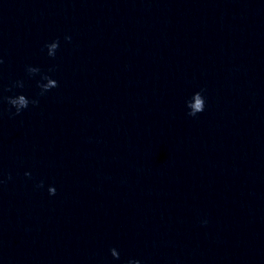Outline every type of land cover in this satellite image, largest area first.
Wrapping results in <instances>:
<instances>
[{"label":"clouds","instance_id":"clouds-1","mask_svg":"<svg viewBox=\"0 0 264 264\" xmlns=\"http://www.w3.org/2000/svg\"><path fill=\"white\" fill-rule=\"evenodd\" d=\"M64 39L68 42H71V37L70 36H65ZM47 49V55L51 58H55L57 50L60 47V41L59 39L53 40L50 43H46L44 46ZM3 63V59L0 58V64ZM51 71V69L49 70ZM26 73L32 77L37 74L41 75V78L39 81H37V87L40 89L39 95H44L45 93L49 92L50 90L57 88L59 86L58 82L51 78L50 76L46 74H41V69L39 67H33V66H26ZM12 87L16 88H23L24 87V82L22 80H18L14 82V84L8 89L11 91ZM203 90L198 91L193 93L192 96L195 97V103L189 105L188 101L186 102V107L189 110L188 115L195 117L198 113H201L205 109V97L202 94ZM7 102V104L11 108L15 109L14 113H11L12 115H20L21 112L29 107V105L32 106H37L39 101L38 99H29L27 96L24 94H17L14 96H8L4 98ZM26 176H30V173H25ZM8 179H11V176L9 175ZM4 183L3 180H0V185ZM43 181H41L39 184L36 185L38 188H43ZM48 193L49 195H55L56 194V188L54 186H49L48 188ZM206 223V221H204ZM110 255L113 257V259H119L120 258V253L116 248H111L110 250ZM126 264H141V261L136 260V259H130L126 262Z\"/></svg>","mask_w":264,"mask_h":264}]
</instances>
